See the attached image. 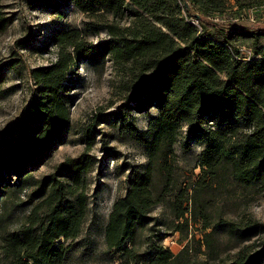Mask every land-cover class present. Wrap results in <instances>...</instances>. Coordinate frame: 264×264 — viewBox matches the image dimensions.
<instances>
[{
    "label": "trees",
    "instance_id": "16d2710c",
    "mask_svg": "<svg viewBox=\"0 0 264 264\" xmlns=\"http://www.w3.org/2000/svg\"><path fill=\"white\" fill-rule=\"evenodd\" d=\"M62 3L75 6L109 37L89 44L79 29H60L50 38L56 60L28 71L34 90L7 136L0 138V264H65L67 242L78 238L88 210L95 123L82 130L85 151L64 159L48 176L33 179L32 172L63 143L71 119L68 82L77 63L96 67L105 59L115 90L124 96L121 109L131 119V112L151 107L156 112L146 131L132 121L126 125L147 162L128 169L126 192L111 205L104 230L107 254L120 252L118 264H212L181 262L187 246L177 254L163 247L166 234L149 217L156 204H163L172 215L168 231L184 236L190 221L201 220L204 231L209 230L203 236L207 247L220 232L238 242L222 264H264L263 222L250 215L210 221L209 212L215 191L228 185L247 195L264 192V22L251 23L248 15L264 0H234L231 7L228 0ZM230 8L236 9L230 19L215 20ZM123 19L127 24L119 23ZM4 26L0 18V30ZM242 46L250 50L249 57L241 53ZM183 125L182 145L202 147L198 180L182 188L177 186L174 146ZM31 188L26 202H37L11 229L16 214L8 203ZM259 236L258 245L244 244Z\"/></svg>",
    "mask_w": 264,
    "mask_h": 264
},
{
    "label": "rangeland",
    "instance_id": "374dc122",
    "mask_svg": "<svg viewBox=\"0 0 264 264\" xmlns=\"http://www.w3.org/2000/svg\"><path fill=\"white\" fill-rule=\"evenodd\" d=\"M49 1L50 4L43 5L38 3L39 0H0V18L5 24L0 30V138L7 136L34 90L35 85L28 71L56 60V47L50 43L56 31L79 29L82 38L89 44L103 42L109 37L106 29L91 25V18L75 6L63 4L62 0ZM233 4L234 0H228L229 7ZM235 11V8H230L223 16H215V20L230 19ZM248 13L249 17H254L253 22H264V8L253 7ZM127 22V19L119 21L122 25ZM261 43L264 44V38ZM46 47L49 50L44 51ZM246 49V46H242L240 50ZM112 79L107 59L96 67L84 61L77 63L68 82L71 119L64 132L63 143L55 146L32 172L33 179L48 176L56 171L64 159L77 157L85 151L81 140L82 130L95 123L96 137L89 155L95 157L96 164L87 175L88 210L78 238L67 242L70 247L65 264L119 263L120 252L111 251L107 254L104 236L107 218L112 203L126 192L128 169L147 162L143 146L136 143L125 128L132 121L136 128L146 131L149 121L156 114L155 109L151 107L131 112L129 114L134 118L131 119L121 109L124 96L120 97L115 90ZM185 134L186 126L183 125L174 146L177 186L182 188L198 180L200 169L197 168V154L202 147L200 144H191L185 148L182 145ZM32 191L34 188L24 190L19 197H13L12 203H8L16 214L11 229H16L30 215L32 206L37 202L36 199L31 203L26 202L29 200L28 193ZM212 199L209 202L210 221L217 219V216L238 221L250 215L264 223V192L247 195L233 191L228 185L225 189L215 191ZM187 204L184 206H191ZM149 217L153 225L159 223L157 231L166 234L162 241L165 249L177 254L185 246L189 248L181 262L204 259L208 263L222 264V260L229 258L239 248L238 242L223 232L215 234L211 246L207 247L203 236L209 230L204 231L201 220L190 221L184 236L168 231L167 224L172 220V215L167 205L156 204ZM260 238L256 237L244 244L258 245Z\"/></svg>",
    "mask_w": 264,
    "mask_h": 264
},
{
    "label": "built area",
    "instance_id": "2783aa9c",
    "mask_svg": "<svg viewBox=\"0 0 264 264\" xmlns=\"http://www.w3.org/2000/svg\"><path fill=\"white\" fill-rule=\"evenodd\" d=\"M259 7L264 8V4L261 5V6H259ZM251 10H252V9H251ZM251 10H250V11H251ZM250 11H249V12H250ZM253 19H254V17H253V18H252V17L249 18L250 21H253ZM189 21H190V23H192L193 25H194V24L197 25V20H196L195 18H191ZM241 53H242L243 56H245V57H249V56L251 55L249 49H246L245 51L241 50Z\"/></svg>",
    "mask_w": 264,
    "mask_h": 264
},
{
    "label": "crops",
    "instance_id": "0c3cea01",
    "mask_svg": "<svg viewBox=\"0 0 264 264\" xmlns=\"http://www.w3.org/2000/svg\"><path fill=\"white\" fill-rule=\"evenodd\" d=\"M249 15V14H248ZM250 18V17H249ZM250 21V20H249ZM251 22H253V21H251Z\"/></svg>",
    "mask_w": 264,
    "mask_h": 264
}]
</instances>
